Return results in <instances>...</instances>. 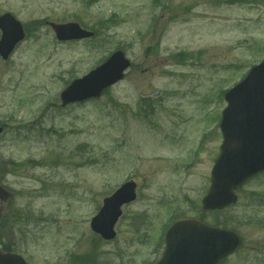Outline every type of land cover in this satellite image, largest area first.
I'll return each instance as SVG.
<instances>
[{"label":"rangeland","instance_id":"obj_1","mask_svg":"<svg viewBox=\"0 0 264 264\" xmlns=\"http://www.w3.org/2000/svg\"><path fill=\"white\" fill-rule=\"evenodd\" d=\"M6 12L27 36L0 57V183L8 194L0 248L11 245L32 264L79 256V264H137L160 249L176 206L241 236L225 264H264V173L238 189L231 207L201 208L224 92L264 59V0H0ZM47 21L78 22L96 35L58 41ZM116 49L132 62L125 78L101 98L62 106L61 91ZM128 180L138 184L137 199L105 241L91 218ZM162 193L172 199L159 217Z\"/></svg>","mask_w":264,"mask_h":264},{"label":"water","instance_id":"obj_2","mask_svg":"<svg viewBox=\"0 0 264 264\" xmlns=\"http://www.w3.org/2000/svg\"><path fill=\"white\" fill-rule=\"evenodd\" d=\"M51 26L59 40L94 36V32L81 28L78 23H51ZM0 28V54L7 59L16 45L25 38V31L10 13L0 17ZM129 65L130 61L126 59L124 52H114L105 63L75 80L62 92L63 104L100 96L105 88L123 79L124 71ZM225 98L228 106L223 111L221 122L224 143L222 154L212 171L211 189L204 199L206 210L221 209L235 202L237 197L234 189L264 170V61L253 67L240 83L226 93ZM134 190L135 184L127 183L113 196L105 199L104 208L92 220V228L106 239L114 238V225L121 215L120 207L135 199ZM167 235L194 236L190 243L197 244L196 251H205L203 260L206 264H217L239 245V237L234 232L212 228L192 219L177 222ZM178 241L179 239L168 237L169 249H175ZM17 258L0 255V264H18L13 263Z\"/></svg>","mask_w":264,"mask_h":264},{"label":"flooded vegetation","instance_id":"obj_3","mask_svg":"<svg viewBox=\"0 0 264 264\" xmlns=\"http://www.w3.org/2000/svg\"><path fill=\"white\" fill-rule=\"evenodd\" d=\"M221 144H222V135L220 134V137H219V150H220ZM169 200H170L169 195H167L166 193H162L160 195V198H159L160 204L166 205L169 202ZM166 207L167 206H162L161 209H165ZM158 244H159V248H160L159 250L154 249V250H152L150 252H145V254H147V255L150 254V257H148V256L140 257V260L137 262V264H188V263L196 264V262H193V261H188V260L184 261V260L180 259L182 256H195L196 253H194V252H177V255H176L175 259L169 260V261L164 260V257H165V254H166L165 253V236H163V235L159 236ZM1 251L2 252L18 253V252H15V251H7V250H1ZM20 255H22V254H20ZM22 256L25 258V260L27 261L28 264H32V262L27 258V256H25L24 254ZM71 257H73V254L71 255ZM226 262H227V259H224L219 264H225ZM69 263L78 264L76 259H74V261H70ZM42 264H53V262L50 261L48 263V261L46 262V260H45L44 263H42Z\"/></svg>","mask_w":264,"mask_h":264},{"label":"trees","instance_id":"obj_4","mask_svg":"<svg viewBox=\"0 0 264 264\" xmlns=\"http://www.w3.org/2000/svg\"><path fill=\"white\" fill-rule=\"evenodd\" d=\"M92 1H94V0H92Z\"/></svg>","mask_w":264,"mask_h":264}]
</instances>
